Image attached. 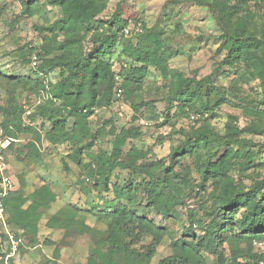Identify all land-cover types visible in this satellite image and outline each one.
<instances>
[{
	"label": "rangeland",
	"instance_id": "obj_1",
	"mask_svg": "<svg viewBox=\"0 0 264 264\" xmlns=\"http://www.w3.org/2000/svg\"><path fill=\"white\" fill-rule=\"evenodd\" d=\"M27 1L32 2L26 4ZM93 10L99 18L93 33L87 32L85 24L77 21L55 34L48 27L62 17L61 6L48 0H0V125L15 108L21 110L20 113L26 108L34 112L51 97L49 86L60 82L59 68L55 67L45 73L46 77H41L47 85L46 90L38 89L29 63L31 49L41 50V56L44 47H52L51 56L83 57L92 49L94 35L107 33L109 27L105 22L117 12L120 13L119 22L127 23L125 28H131L128 36H132L130 40H117L101 57L115 69L121 86L124 80L125 95L116 94L115 84L110 101L105 95L104 103L94 106L89 117V131L81 125V129L77 128L72 115L66 123L71 138L54 142L47 137L51 121L37 117L32 124L41 132L39 155L18 160L15 153L10 152L12 170L20 182L18 192L27 195L48 185L56 196L37 216L40 223L37 238L39 242L46 237L52 239L60 248L59 256L46 257L53 255L54 244L40 246L39 243L25 251L41 264H88L92 256L104 259L106 248L98 243L99 238L105 237L102 230L77 235L75 231L84 227L70 218H80L82 211L77 213L75 207L108 212L113 209L106 205L111 204L114 192L103 186L94 187L93 179L85 181L88 176L86 163L91 161L87 152L82 155V163L70 156L79 146L89 143L93 134L96 139L91 150H102L105 155L114 156L116 134L120 136L132 128L136 138H129L122 146L120 158L131 161L128 153L134 146L144 153L139 162L158 163L159 168L155 167L153 172H157V176H162L161 169L165 166H173V171L180 175L187 172L192 177L188 190L192 195L181 199L182 204L174 216L166 217L150 205L148 194L142 190L149 175L121 168L112 175V181L120 176L123 184L124 180H128L126 184L135 183L138 199L133 208L154 229L142 233L140 240H134L133 247L145 252L159 234L161 242L154 256L139 262L157 264L172 253L171 242L183 233L204 235L200 226H192L189 211L193 210L204 222L209 220L205 213L212 210L214 200L210 197L219 195L216 186L211 185L215 178L208 176L212 180L205 183L206 190L200 192L202 197L197 183L201 179L203 160L223 142L246 139L241 151H248L250 157H240L241 162H237L239 166L245 165L244 170L237 168V175L234 171L228 173L235 181H240L244 189H250L254 181L264 182V0H96ZM72 37L75 42H69L67 48H57ZM249 37L261 41H248ZM128 43L148 49L146 59L139 61L125 55L123 46ZM95 62L93 59L92 63ZM133 68H141L144 73L134 74ZM182 83L191 87L185 94L180 93ZM105 88L104 83L96 85L101 93ZM84 91L88 96L87 86ZM34 138L33 132L20 133L16 146ZM182 143H189L190 152L173 154ZM248 162H251L249 169ZM256 200L264 211V195L257 194ZM247 211L245 206L238 207L235 219H241ZM54 214H59L58 226L47 227L46 223ZM64 221L68 224L66 227H63ZM88 223L101 229L105 227L103 222H95L94 216ZM228 229L223 235L231 234ZM1 232L0 229V251H3L7 243ZM16 234L26 238L21 229ZM254 239L264 244V231L252 235L244 244L245 251H264V246L260 248L253 243ZM220 248H225L230 257L226 242L221 243ZM204 255L207 264H214L213 255ZM238 261L245 262V259L240 256Z\"/></svg>",
	"mask_w": 264,
	"mask_h": 264
},
{
	"label": "trees",
	"instance_id": "obj_2",
	"mask_svg": "<svg viewBox=\"0 0 264 264\" xmlns=\"http://www.w3.org/2000/svg\"><path fill=\"white\" fill-rule=\"evenodd\" d=\"M51 4L62 7V17L57 18L56 21L48 27L49 31L67 28V26L74 24L77 21L85 24L87 32L93 33L96 29V22L99 21L93 10L96 0H48ZM32 1H27L30 4ZM28 8L30 6H27ZM120 13H113L112 16L105 22L108 25L107 33L103 35H94L93 47L90 52L79 58H66L59 55L51 56L54 51L52 47H44L45 51L41 56L42 51L38 50L40 58L39 70L47 72L59 68L60 82L56 86H49L51 97L46 103L38 105L37 109L29 116L30 122L25 119V110L21 113L19 109L15 108L13 113L7 114L4 121L0 125L3 128L4 134L14 138L9 145V154L14 152L16 159L26 160L33 159L39 155V143L41 141V132L33 125V121L37 117H42L51 121L52 128L47 131L48 139L54 142H63L70 139L71 136L66 128L67 118L74 116L76 119L75 125L77 128L90 130L89 117L94 112L96 105L100 106L104 103L105 95H107L108 102L110 101L114 85H117L115 79V69L101 60V57L106 55L108 50L117 42V40H130L132 36H126L123 29L127 27V23L119 22ZM143 26V25H142ZM133 32V31H132ZM138 33V32H137ZM133 34V33H132ZM140 35V34H136ZM247 40V38H243ZM69 40V39H68ZM67 42H63L57 46L58 49H64L69 46V42H75L72 37ZM248 41L259 42L255 37H249ZM56 48V49H57ZM31 49L30 54L34 53ZM148 49L133 46L128 43L123 46V53L136 60L143 61L148 55ZM95 59L96 62L92 63ZM31 62V59L29 63ZM134 74H143L141 68H133ZM34 73L39 90H46L47 85L43 82L37 72L31 68ZM20 78V77H19ZM105 84V91L101 93L96 90L97 84ZM88 87L90 92L85 95L84 88ZM190 84H181L180 93L185 94L190 90ZM122 87L125 95V84L122 81ZM116 89V87H115ZM66 109V110H63ZM68 109V110H67ZM19 111V112H18ZM64 111H68L67 114ZM111 122V121H108ZM107 122V123H108ZM81 129V128H80ZM33 132L34 139L27 140L20 145L18 137L20 133ZM115 134V130L112 129ZM116 134V146L113 149V155H105L104 151L99 150L94 152L91 148L95 145L94 141L96 135L93 134L92 140L89 143L79 146L76 151L70 156L77 163H82V155L87 152L91 161L86 163L88 176L85 179L90 182L94 180V187H104L107 191L114 192V199L110 205H106L110 209L108 212H96L95 209L77 208V213H80V218H70L74 222L82 224L84 228L78 232L77 235H85L88 231L102 230L105 237L99 238L98 243L105 246V257L92 256L89 258L88 264H140L143 259H151L156 253V247L161 242L159 234L155 235L153 241L150 243L145 252L133 247L134 240H140L141 234L149 229H154L153 225L146 220L142 215L133 208L137 202V189L134 187V182L126 184L128 180H124V184L120 181V176H117V181H112V175L118 169H129L131 173L149 175V179L143 182L142 190L148 194L150 205L154 206L157 211L164 216L169 217L177 213V207L182 204L181 199L189 196V188L192 182V177L187 172L180 175L176 170L173 171V166H165L161 169L162 176H157L154 168H159L157 162H139L138 159L143 156V150H139L132 146L128 155L131 156V161H124L121 157L122 146L129 140V138H136L137 134H133V129L121 133L120 136ZM225 138V137H224ZM249 140V139H248ZM243 140L227 139L223 142L212 154H209L201 165V179L197 186H199V195L201 191L206 190L205 183L214 177L211 185H215V189L219 195H211L214 200L212 210L205 213L209 218L204 222L203 218H197L193 210L189 211V219L192 226L196 224L202 228L204 235L196 236L191 233H183V236L173 240L170 244L172 253L162 259L157 264H207V258L204 253L214 256V264H262L264 263V251L248 252L245 251L244 244L251 239L255 233L260 235L264 231V211L262 205L257 200V194L264 195V182H252L250 189H244L239 183L235 181L234 177L229 175L230 171H234L237 175V168L244 170L245 165H238L240 157H250L248 151H241L244 147L241 145L245 142ZM189 143H182L174 149L175 155H182L187 153ZM236 146V147H234ZM190 152V151H189ZM239 159V160H237ZM251 162H248V169ZM218 176V177H217ZM212 180V179H211ZM208 187V186H207ZM214 189V188H213ZM19 188L11 193L5 200L6 209L8 212V223L16 230L21 229L25 231L26 238L20 244V252L27 250L29 247H36L39 245L50 246L55 245V242L46 237L42 242L38 241L37 233L40 228L37 216L45 208L50 206L51 201L55 199V193L48 185L33 190V192L23 195L18 192ZM256 193V195H255ZM184 199V198H183ZM137 204V203H136ZM245 206L248 211L241 219H235L234 215L238 207ZM91 210V211H90ZM85 212V213H84ZM88 212V213H87ZM91 212V214L89 213ZM94 216L95 222L101 221L105 224L102 229L97 226H91L88 223L89 218ZM59 214L51 216L46 223L47 227H57L60 219ZM227 220V221H225ZM66 227L68 224L64 221ZM232 227V228H230ZM238 229H233V228ZM229 228V229H228ZM1 234L6 238V243L9 236L3 227L0 225ZM191 229V228H190ZM230 230L231 234L223 235L224 231ZM233 229V232H232ZM137 230L140 232L138 233ZM189 230V229H188ZM73 231V230H72ZM18 237V235H15ZM254 241H258L255 240ZM253 241V243H254ZM226 242L229 246L230 257L225 253V248H220L221 243ZM7 245V244H6ZM53 254L59 256L60 248L57 245L53 248ZM5 255L0 251V264H5ZM243 257L245 262L238 261L239 257ZM13 263L12 257H10ZM9 259V260H10ZM107 261V263H106ZM140 262V263H139ZM47 264V263H42ZM48 264H51L48 262Z\"/></svg>",
	"mask_w": 264,
	"mask_h": 264
},
{
	"label": "built area",
	"instance_id": "obj_3",
	"mask_svg": "<svg viewBox=\"0 0 264 264\" xmlns=\"http://www.w3.org/2000/svg\"><path fill=\"white\" fill-rule=\"evenodd\" d=\"M139 30L141 31V28ZM123 32L126 36H128L131 34V28H125ZM39 65V54L35 51L31 56L30 66L37 72V76L44 78L46 77V74L45 72L39 70ZM115 79L117 81L116 94L118 96H122L123 87L121 86L119 75H115ZM31 113L32 110L26 108L24 116L27 122H30L29 116ZM14 140V138L5 135L3 128H0V225L9 236L7 245L3 250V252L6 253L5 258L13 257L18 254L20 252V244L22 242L20 237L15 236L13 228L8 223V212L5 204L6 198L19 188L18 179L12 170L9 154V145ZM254 244L260 248H263L264 246L261 241H254Z\"/></svg>",
	"mask_w": 264,
	"mask_h": 264
},
{
	"label": "crops",
	"instance_id": "obj_4",
	"mask_svg": "<svg viewBox=\"0 0 264 264\" xmlns=\"http://www.w3.org/2000/svg\"><path fill=\"white\" fill-rule=\"evenodd\" d=\"M15 175V174H14ZM19 186H20V182H19ZM90 195V194H88ZM88 196L85 197V201L87 199ZM81 201V200H80ZM110 202V201H109ZM89 203V202H88ZM107 203V202H106ZM81 207V206H80ZM84 208V211H86V209H88V207H83ZM88 213V212H87ZM18 231V230H16ZM15 235H16V232H15ZM19 237V236H18ZM20 238L23 240H25L24 237H21ZM47 258H50V259H53L55 258L54 254L51 256V255H48L46 256ZM5 259V264H41L40 262H37L38 260L35 258V257H31L28 252H21V253H18L16 254L15 256L12 257L13 259V263H11V259L10 257L9 258H4ZM10 259V260H9ZM28 262V263H27Z\"/></svg>",
	"mask_w": 264,
	"mask_h": 264
}]
</instances>
